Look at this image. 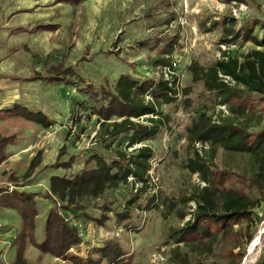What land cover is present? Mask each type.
I'll return each mask as SVG.
<instances>
[{
    "label": "rangeland",
    "instance_id": "rangeland-1",
    "mask_svg": "<svg viewBox=\"0 0 264 264\" xmlns=\"http://www.w3.org/2000/svg\"><path fill=\"white\" fill-rule=\"evenodd\" d=\"M41 25L58 29L38 31ZM231 25L242 33L251 29L262 46L241 40L222 44L224 30ZM18 28L35 31L14 33ZM254 49L264 52V0H0V110L19 105L52 122L43 127L12 113H0V137L12 141L0 163V196L12 191L34 195L37 243L45 238L51 209L68 215L65 220L72 225L81 222L82 243L71 248L68 256L82 260L100 259V250L113 244L119 246L123 258L102 264H264V188L257 189L252 182L256 172L252 159L208 144L192 146L188 141V129L201 112L216 121L231 116L216 94L191 81L190 64L210 67L223 52L242 56ZM164 59L171 66L159 63ZM60 67L80 77H75V85L51 79L50 71ZM122 75L149 84L170 80L179 92L175 102L159 108L162 125L157 135L132 149H127L124 136L114 141L98 138L101 120L94 114L107 104L101 91L113 90ZM87 87L94 89L99 101L89 97ZM186 88L189 95L182 92ZM244 96L256 113L252 115L250 109L237 123L247 118L252 121L250 133L264 130V96ZM145 120L140 122L147 125ZM143 146L153 150L150 187L131 205L129 219L119 216L140 193L139 186L120 185L99 198H86L81 201L85 211L78 216L63 209L51 194L50 179L76 175L92 153L111 162L117 152L132 153ZM196 150L215 189L232 190L261 203L252 222L224 233L211 250L208 245H176L171 239L172 232L192 218L195 203L186 199L205 186L200 175L188 169ZM71 156L76 158L71 169H53ZM33 160L39 164L27 177ZM167 204L176 205L170 214ZM106 206L108 221L104 225L92 221L101 218ZM22 231L20 214L0 202V264H14L16 238ZM24 258L26 264H71L40 252L30 242Z\"/></svg>",
    "mask_w": 264,
    "mask_h": 264
},
{
    "label": "trees",
    "instance_id": "trees-1",
    "mask_svg": "<svg viewBox=\"0 0 264 264\" xmlns=\"http://www.w3.org/2000/svg\"><path fill=\"white\" fill-rule=\"evenodd\" d=\"M36 29L56 31L58 27L55 25L39 26ZM34 31L18 28L14 33ZM239 40L252 43L257 47L262 46V42L253 35L251 29L242 33L236 31L233 25L224 30L221 43L229 45ZM159 63L164 67L170 65L165 59L159 60ZM188 71L194 84L201 83L206 92L216 94L220 105L226 106L231 112V116L220 118L218 121L213 116L207 115L205 111L201 112L188 129L189 143L192 146L197 143L208 144L212 147H220L228 153L250 156L256 170L252 182L257 189L263 190L264 130L250 133L251 120L245 118V122H237L250 111L252 105L246 103L244 93L264 96V52L254 49L242 56H232L230 52H223L214 65L203 67L198 62H192ZM50 72L53 73L51 79L64 81L67 85H75V77L80 78L71 69L66 70L63 67L52 69ZM225 78H229L230 81L226 82ZM86 89H91L88 95L93 101H99V98L95 97L98 95L95 94L93 88L87 87ZM182 92L184 95L190 94L189 88L183 89ZM178 94L175 82L170 80H160L149 84L147 81L140 82L129 75H122L113 90L101 91L100 96L107 104L94 112L101 120L98 138L107 137L114 141L124 136L123 142L127 143V149L151 140L157 135L162 125L159 108L162 104L175 102ZM147 96L151 97L149 101L146 100ZM2 112L12 113L43 127H49L52 124L44 114L32 112L19 105L0 110V113ZM250 113L255 115L256 112L251 109ZM143 117L146 118L147 125L140 122ZM258 120L260 124L262 118ZM11 143L8 137H0V163L6 159V148ZM133 152L129 153L126 150L117 152V158L111 162H108L101 154L92 153L86 159L84 168L76 175L70 178L53 176L50 179L51 194L62 203L63 209L78 216V213L82 215L85 211V207L81 206V201L86 198H99L106 191L116 189L120 185L139 186L137 193H140L130 200L127 210L119 216L120 220L129 219L131 205L135 204L140 198L139 195L148 191L150 187L149 172L153 158V150L149 146L136 148ZM195 155L196 158L189 162L188 169L193 174H199L205 186L186 199V202L195 203V210L191 214V220L182 228L172 232L171 239L176 245L193 247L208 245L207 250H211L224 233L230 232L243 222H252L254 211L260 208L261 203L259 200H253L232 190L215 189L214 179L208 174L206 165L197 150ZM75 162V156H71L67 161L57 162L53 165V169L69 170ZM38 164L39 160L31 162L26 173L27 177ZM130 178L133 180L130 181ZM0 202L5 207L17 211L24 225V231L16 238L17 253L14 264H26L24 251L28 242L40 252L68 260L71 264H102L103 260L113 263L123 258L119 246L113 244L106 245L100 250V259L82 260L68 256L71 248L81 245L82 238L79 236L78 228L65 220L68 215L64 217L57 209L49 211L45 223V238L41 243H37L34 233L38 211L34 195L28 192L12 191L10 194H4L3 197L0 196ZM150 202L158 208L154 200ZM166 208L170 214L175 210L176 205L167 204ZM103 210L105 213L99 219L93 220L83 215L87 219L104 225L109 219L107 213L110 209L106 206Z\"/></svg>",
    "mask_w": 264,
    "mask_h": 264
},
{
    "label": "built area",
    "instance_id": "built-area-1",
    "mask_svg": "<svg viewBox=\"0 0 264 264\" xmlns=\"http://www.w3.org/2000/svg\"><path fill=\"white\" fill-rule=\"evenodd\" d=\"M220 58H221V57H220ZM225 81H226V82H229L230 79H229V78H225ZM222 109H225V108L223 107ZM130 149H132V148H130ZM129 180L132 181L133 179L130 178ZM70 224H71V223H70ZM71 225H72V224H71ZM72 226L78 228V230H81V228L83 227L81 222H78V223H74V222H73V225H72ZM81 232H82V230H81Z\"/></svg>",
    "mask_w": 264,
    "mask_h": 264
},
{
    "label": "crops",
    "instance_id": "crops-1",
    "mask_svg": "<svg viewBox=\"0 0 264 264\" xmlns=\"http://www.w3.org/2000/svg\"><path fill=\"white\" fill-rule=\"evenodd\" d=\"M41 26H45V25H41Z\"/></svg>",
    "mask_w": 264,
    "mask_h": 264
}]
</instances>
